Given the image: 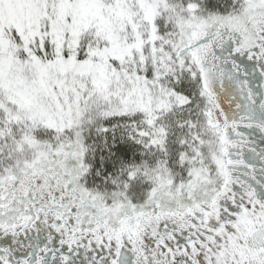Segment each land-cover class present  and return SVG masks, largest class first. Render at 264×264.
I'll return each mask as SVG.
<instances>
[{"label":"snow or ice","instance_id":"obj_1","mask_svg":"<svg viewBox=\"0 0 264 264\" xmlns=\"http://www.w3.org/2000/svg\"><path fill=\"white\" fill-rule=\"evenodd\" d=\"M0 264H264V0H0Z\"/></svg>","mask_w":264,"mask_h":264}]
</instances>
